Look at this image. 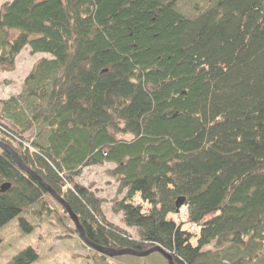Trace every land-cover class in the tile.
Returning <instances> with one entry per match:
<instances>
[{
    "label": "trees",
    "instance_id": "obj_1",
    "mask_svg": "<svg viewBox=\"0 0 264 264\" xmlns=\"http://www.w3.org/2000/svg\"><path fill=\"white\" fill-rule=\"evenodd\" d=\"M197 5L6 2L1 70H13L26 48L50 58L20 94L0 101V141L68 203L94 245L159 246L175 264H264V0ZM108 164L125 227L78 182L85 168ZM5 183L0 230L19 221L30 236L48 224L78 251L72 264L146 263L90 247L60 203L1 150ZM40 257L29 247L7 264Z\"/></svg>",
    "mask_w": 264,
    "mask_h": 264
},
{
    "label": "rangeland",
    "instance_id": "obj_2",
    "mask_svg": "<svg viewBox=\"0 0 264 264\" xmlns=\"http://www.w3.org/2000/svg\"><path fill=\"white\" fill-rule=\"evenodd\" d=\"M12 0H0V8ZM198 0H182V8L186 12H191L196 6ZM44 58H50L46 54H32L29 48L24 49L16 59V64L11 71H2L0 68V101L9 99L22 92L26 78L33 70L36 63ZM1 153V149H0ZM114 165L108 164L102 167H87L82 171L78 182L96 192V194L105 200L104 212L107 219L120 227H125L121 214H116L113 209L112 201L118 196V182L110 176L109 170ZM44 228L36 229V232L30 236H23L20 231L19 221H13L0 230V264L11 262L19 253L29 247L37 249L41 253V257L36 264H72L73 261L69 256L74 252L68 251L67 245L58 242L52 237L55 229L48 224H44ZM131 231V230H130ZM135 236V231H131ZM65 253H67L65 255ZM81 253V251H80ZM70 254V255H69ZM69 255V256H68ZM78 256V255H76ZM126 260L135 258L126 256ZM161 257L155 253L146 260L144 264H158ZM77 262V261H76Z\"/></svg>",
    "mask_w": 264,
    "mask_h": 264
},
{
    "label": "water",
    "instance_id": "obj_3",
    "mask_svg": "<svg viewBox=\"0 0 264 264\" xmlns=\"http://www.w3.org/2000/svg\"><path fill=\"white\" fill-rule=\"evenodd\" d=\"M0 149L9 154L13 160L15 161L16 165L18 166V168L27 173L29 176H31L34 180H37L40 182V184L42 186H44L46 188V190L49 192V194L58 202L60 203V205L64 208V210L69 214L70 218L72 219V221L74 222L81 238L93 249H95L96 251H98L99 253L105 254L107 256L110 257H119V256H135V257H139V258H144V257H148L152 254L155 253H159L161 254L164 258H166V260L168 261L169 264H175L173 257L168 254L166 251H164L161 247L159 246H155L147 251H136L133 249H121V250H114V249H110V248H105V247H101V246H97L94 245L93 243H91L88 238L86 237V234L84 232V229L82 228L80 221L78 219V217L76 216V214L73 212V210L71 209V207L68 205V203L66 201H64L63 198H61L52 188H50L48 185L44 184V182L39 178V176L33 172L31 169H29L24 162L22 161V159L19 157V155L7 144L3 143L0 141ZM11 184L10 183H5L0 187V193H5L7 192L10 188H11Z\"/></svg>",
    "mask_w": 264,
    "mask_h": 264
}]
</instances>
